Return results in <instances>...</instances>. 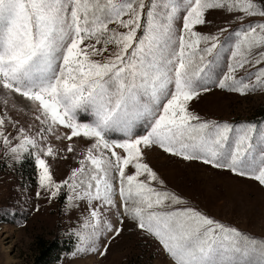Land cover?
I'll return each instance as SVG.
<instances>
[{
    "label": "snow or ice",
    "instance_id": "snow-or-ice-1",
    "mask_svg": "<svg viewBox=\"0 0 264 264\" xmlns=\"http://www.w3.org/2000/svg\"><path fill=\"white\" fill-rule=\"evenodd\" d=\"M214 9L241 23L198 31ZM213 87L264 91V0H0V147L34 159L37 198L66 190L72 256L105 257L127 220L172 264H264V237L189 206L145 162L158 148L264 186V122L190 111ZM26 107L38 126L11 115ZM49 158L78 166L57 181Z\"/></svg>",
    "mask_w": 264,
    "mask_h": 264
},
{
    "label": "rangeland",
    "instance_id": "rangeland-1",
    "mask_svg": "<svg viewBox=\"0 0 264 264\" xmlns=\"http://www.w3.org/2000/svg\"><path fill=\"white\" fill-rule=\"evenodd\" d=\"M238 15L222 9L209 10L206 19L210 23L198 26L197 30L214 33L219 27L236 28L241 23L234 21ZM259 19L248 17L243 23ZM228 21L234 22L229 25ZM17 103L27 104L22 97H17ZM2 107L0 105V110ZM29 110L26 107L23 113L12 111L11 115L25 126L28 123L38 126V122L26 114ZM190 111L205 120L261 123L264 122V91L241 95L213 87L191 101ZM8 131L15 135L14 129L9 127ZM3 153L0 147V264H34L40 242L63 237H72L75 242L70 251L62 253L59 260L51 264H128L129 261L132 264H172L157 240L127 220L123 234L105 257L92 253L72 256L77 240L69 229L74 226L77 213L64 210L66 190L51 201L47 193L37 198L34 159L26 157L16 162L5 158ZM145 162L164 181L165 188L181 196L189 206L245 233L264 237V186L258 182L200 161L173 157L158 148L145 152ZM49 163L57 181L66 178L71 167L78 166L71 159L49 158ZM37 204L40 206L38 212L35 211Z\"/></svg>",
    "mask_w": 264,
    "mask_h": 264
},
{
    "label": "trees",
    "instance_id": "trees-1",
    "mask_svg": "<svg viewBox=\"0 0 264 264\" xmlns=\"http://www.w3.org/2000/svg\"><path fill=\"white\" fill-rule=\"evenodd\" d=\"M73 242L75 240L72 237H63L61 240L52 238L45 242H40L34 264H51L58 261L62 253L71 250ZM128 264H132V262L129 261Z\"/></svg>",
    "mask_w": 264,
    "mask_h": 264
}]
</instances>
